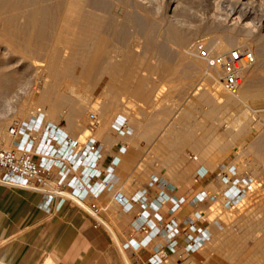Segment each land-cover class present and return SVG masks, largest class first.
<instances>
[{
  "label": "rangeland",
  "instance_id": "1",
  "mask_svg": "<svg viewBox=\"0 0 264 264\" xmlns=\"http://www.w3.org/2000/svg\"><path fill=\"white\" fill-rule=\"evenodd\" d=\"M104 1H106V22H108L105 23V35L107 37L106 46H108L107 48L110 54L114 55L108 58L106 57V64L116 61L121 64L122 69L120 73H116L113 77L112 73L108 70L104 73H97L94 76L96 84L93 90L88 91V89L83 87L79 89L80 93L85 94L89 106L86 109L87 111H85L86 113H84V115L82 114L80 117L78 115L72 119H68L66 116V114H68L67 106H58L56 112L51 114L49 111L51 101L38 100L37 96L40 95V92L43 90V86H41L42 81L38 82L36 73L32 71L34 69L35 60L40 58L45 50H42V53L38 57H33L31 54L24 51L20 44H11L1 40L0 37V61L7 62L10 60L8 62V65L11 64L9 65L11 66L10 68L17 69L21 67L23 73L19 75L16 85L11 88L12 90L6 93L0 92V147H11L17 141L15 137L10 136L7 132L10 125L24 123L38 112L43 113L44 123L52 122L67 126L70 130V134L73 137H78L80 141H84L88 136H94L102 141L101 135L106 132V119H104L100 113V109L97 108L98 104L94 103L95 100L102 101L103 99L104 101V95L106 96L107 103L116 102L120 104L119 109L121 108L123 114L126 112L125 116L132 115L134 119L144 123L150 121V116L153 111H160L165 108L166 105H169L173 110L171 122L176 129L175 132L177 134L179 133V135L183 134L185 140L188 142H192V140L196 138L200 140L199 144L201 145V137H203L201 129L205 119V110L204 103L199 101L200 94L205 91L204 93L206 95L212 98L215 97L214 99L222 104L232 100V110L229 109L230 103L228 102L227 108L222 109L221 118L217 126L220 131L219 135L222 136L224 140L228 138V141H232V146L236 147H229L222 158H219L217 161L212 160V165L209 167L207 166V168L208 172L211 173L217 168V164L219 165L221 162L225 165H227L228 161L234 164L238 171L237 175L243 179L245 183L244 185H240V187H244L241 193L242 199L233 207L227 208L223 206L224 199L217 196V200L214 203H206L207 205L199 206L196 211H204V215L198 219V222L200 224L209 222L213 230L212 239L208 241L202 249V251L206 253L207 259L201 264H237L234 261L238 263L247 262V260L250 259L252 251L256 248L254 243L256 239L264 237V161H262L264 160V155H262V159L257 158L254 151L255 145H257L258 150L264 153V140H262L264 139V94L257 93L260 95L254 97L251 93H248L250 97L248 95H243L240 96V98H236L223 89L220 79H218V83L215 84L218 87L217 89L207 75L208 72L216 70L207 69L206 61L201 59V57L198 59H200V62H203V65H201V67H203L194 68L190 64L191 62L189 59L179 54V48L180 37L187 34L189 31L193 32L190 37L191 41L189 40L187 44V48H191L192 43L197 39H203L205 41L206 38L211 37L213 35V30H220L219 33H223L224 35V32L227 31V27L231 23H234L230 18H228L229 20L225 18L228 14H231L230 17H235L239 14L241 17L246 15L245 17H247V19L245 18L244 21L251 22V34L248 35L249 37H247L246 41L242 28L239 24H236L234 32L238 35L239 40L245 42L242 44L241 42L237 43L234 41L227 48L236 46L249 48L248 43L251 49L255 48L259 43L262 45V48H264V35L261 36L260 32L262 24H264L261 23L264 22V0H251L248 5L244 4L243 6L237 2V0H178L174 8V3H169L171 2L170 0H155L157 2L155 6L151 5V0H140V2L138 0ZM237 9H239V12H236ZM215 12H217L219 16H217V13L215 15ZM175 15L181 19L178 20L180 23L175 18ZM215 17L216 19H214ZM131 18L137 19L139 23H134ZM176 36L177 39L175 38ZM241 37L244 40L240 39ZM207 41L208 39H206V45ZM178 42L179 44H177ZM177 47H179L178 50L175 49ZM209 49L210 48H208V50ZM222 51H225V49L221 50V52ZM253 56L254 58L258 57L254 53ZM258 58L256 60L254 59L255 61L252 63L253 66L247 73H243V70H241L243 84H252V82L253 84L254 82L261 84L264 82V57L261 56L260 58L259 56ZM184 63L187 64L184 65ZM244 74H248V76L244 77ZM183 77L184 81H182ZM120 80L121 82L126 81L127 86L122 88L123 92L120 90L121 93L119 95L115 91V89L118 90V88H115L114 84L119 83ZM36 83L38 84L36 85ZM104 84L106 87H104ZM199 84L202 88L200 87V89H198L199 91L193 94L192 91L195 86ZM109 85L113 86L110 87L114 91ZM135 86L141 87L139 91L143 90L148 92V98L145 99L136 95L134 93V91H136L134 88ZM182 89L186 90L183 91ZM196 94H198V96H196ZM167 95L171 99L170 102L163 100V97ZM150 98L151 100H148ZM203 98H205L204 94ZM89 101L91 102L89 103ZM153 101L156 102L154 103ZM90 105L92 106L90 107ZM117 109L118 108H116V111H119V109ZM93 114L95 115V120L92 118ZM116 118L117 116L108 120V125H112L111 123H113ZM181 121L182 123L185 122L182 124ZM85 126L88 130L83 134L82 129L85 128ZM189 129H191L193 133H191ZM92 130L94 131L92 132ZM242 131H246V137H242L240 134V137L236 138V133ZM259 151L258 153L261 155ZM197 155L199 156L198 159L195 158ZM226 155L228 158H226ZM185 156V160L193 161V158L196 159L199 162L197 163L198 165L206 163L204 153L198 150L191 149V151L189 150L186 152ZM146 161H150L149 156L144 159V164H141L139 169L144 167ZM182 166L183 164L180 166L176 165L175 173L173 175L170 174V177L173 179H171L172 185L177 187L179 194L188 193V195H191L194 193L192 189L197 186L205 187L203 190L209 191L210 193L218 190V185L215 186L216 183H214V185L211 184V179H216L218 176L217 170L216 174L214 172L208 177L205 176L203 178L200 177V172L195 171L194 168L188 170ZM56 173V170H53L51 174L52 181H54ZM146 180L147 179H145V181ZM125 187L131 191L134 186L125 185ZM208 206H210V208ZM108 210H110V208ZM213 219L217 220L215 224ZM106 224L112 229L108 221H106ZM229 234H231V242L234 244L233 247H229V244L226 242L223 243L222 241V244L219 241V238L222 237L223 240H226ZM214 254H217V256L215 257ZM262 259L264 258L257 257L254 259L252 257L248 264H261Z\"/></svg>",
  "mask_w": 264,
  "mask_h": 264
},
{
  "label": "crops",
  "instance_id": "2",
  "mask_svg": "<svg viewBox=\"0 0 264 264\" xmlns=\"http://www.w3.org/2000/svg\"><path fill=\"white\" fill-rule=\"evenodd\" d=\"M134 88V93L143 97L139 91L141 89L137 86ZM141 92L145 93L143 90ZM206 97L207 99L199 97L205 110L201 145L200 140L195 138L188 142L183 134L175 132L171 122L173 110L169 105L160 111H153L150 121L146 123L134 120L132 115L125 116L121 108L116 111L113 107L109 111L106 115V132L101 135L102 141L90 136L99 143L101 154L96 165L101 170L97 181L107 175L105 168L110 165L112 158H118L109 173L111 180L106 183L108 187L96 198V204L100 208L99 217L72 200H63L60 207H56L58 198H52L46 208L42 204L44 195L41 192L0 182V264H149L151 245L163 241V238L154 235L144 247L124 246V242L130 237L137 240L143 237L142 232L135 231L133 227V219L139 212L140 205L134 203L129 210H123L114 200L113 194L118 192L130 199L134 193L145 190L146 202H152L158 195H163L165 201L157 211L163 222L175 219L180 230L184 227L181 221L186 216L191 215L199 206L208 204L189 201L205 187H195L191 195L179 194L170 177L176 171L175 166L181 164L188 170L194 168L199 171L203 178L214 172L216 174V171L208 172L206 163L198 165L199 162L194 158L193 161L185 160L186 152L191 149L204 153L208 160L217 161L229 147H236L232 146V141H228V138L224 140L218 135L220 131L217 126L222 109L227 108L230 103L229 109L232 110V100L222 104L208 95ZM163 100L171 101L168 95ZM116 116L120 120L124 119L125 124L127 122L130 133L120 134L112 125L107 127L108 120ZM50 123L60 127L62 131L66 129L68 135L73 137L67 126ZM148 156L150 161H146L145 168L139 169ZM78 172L77 168L76 173ZM153 176L158 177V182H150ZM125 185L134 186L133 190L129 191ZM182 196L185 201L170 213L168 207L172 199ZM106 221L112 225V229L107 226ZM178 241L183 243L181 235ZM202 249L203 247L190 255H184L180 250L168 253L167 259L160 264H201L207 259Z\"/></svg>",
  "mask_w": 264,
  "mask_h": 264
},
{
  "label": "bare ground",
  "instance_id": "3",
  "mask_svg": "<svg viewBox=\"0 0 264 264\" xmlns=\"http://www.w3.org/2000/svg\"><path fill=\"white\" fill-rule=\"evenodd\" d=\"M138 1L140 2V0H138ZM170 1L171 2H169V3H171V4L174 3V5H173V8H174L177 5L178 0H170ZM150 2H151L152 6H155L157 3L155 0H151ZM237 2H239L243 6L244 4L248 5L251 2V0L250 1L249 0H237ZM141 3H142V1H141ZM181 4H183V3H181ZM238 10L239 9H237L236 12H239ZM110 11H111V9H110ZM216 13L217 12H215V15H216ZM128 15H130V14H128ZM239 15H236L235 17L234 16L230 17L231 14L230 15L228 14L227 16L224 15L225 18H227V20H229L228 18H230L234 23H231L227 27V29L225 28L227 31L224 32L225 33L224 35H223V33L222 34L219 33L220 30L219 31L213 30L212 31L213 35L211 37L206 38V39H208L207 48H210L209 49L210 53L221 52V50H224V49L226 50V48L229 47V45L234 41H236L237 43L241 42L242 44H243V42H245V41L239 40L238 35L235 34L234 29L236 27V24H239V26L242 28V31L245 34L244 39L246 40L247 37H249L248 35L251 34V29H250V25H251L250 23L251 22L250 21H244L245 18L247 19V17H245L246 15L245 16L243 15L244 17H241ZM217 16H219L218 13H217ZM120 17H122V16H120ZM175 18L177 19V21L181 20V19H179V17L177 15H175ZM214 19H216V17ZM131 20H133L134 23H139V21L135 18H131ZM105 23H108V22H106V1H104V0H0V25H1L0 37H1V40L7 41L11 44L12 43L13 44L14 43L20 44L22 49L24 51H26L27 53L31 54L33 57H38L42 53V50H45V52L42 53L41 57L37 58V60H35L34 69L32 71V72L36 73L37 81L38 82L42 81L41 86H43V90L40 92V95H38L37 98L39 101H51V105H50V109H49L51 114L56 112L58 106H67L68 107V114H66V116L68 119H72L73 117L78 116V115H79V117L82 114L84 115V113H86L85 111H87L86 109L89 107L87 104V98H86L85 94L80 93V91H79V89L81 87L88 89V91L93 90V88L96 84V82L94 80V76L97 73H104V72H107V70H108L109 72L112 73V77H113L116 73L121 72L122 68H121V64L119 62L115 61L114 63H107L106 64V57L108 58V57H111L114 55L110 54V52L107 48L108 46H106V43H107L106 38L107 37L105 35L106 34ZM261 23H264V22H261ZM150 28H151V26H150ZM170 29H171V27H170ZM151 31H153V30H151ZM192 32L189 31L187 34L182 35L180 37V48L177 47L175 49L178 50V48H179V50H180L179 54L182 55V57L184 56L185 58L189 59L191 62L190 64L194 68L195 67H196V69L202 68L203 66L201 67V65H203V62H200V59H198L200 57L197 56V54L195 52H193L192 48H190V47L187 48V44L189 43L190 37L192 36ZM221 32H223V31H221ZM260 32H261V36L264 35V24H262ZM171 33H173V32H171ZM175 38L177 39V36ZM206 39H205V43H206ZM240 39H242V37ZM244 39H242V40H244ZM109 40H111V39H109ZM246 43H248V42H246ZM177 44H179V42ZM248 46L250 48L249 43H248ZM227 49H229V48H227ZM250 50H252L253 53L256 54L258 57L259 56H260V58H261V56L264 57V48H262V45L260 43L258 45H256L255 48H252V49L250 48ZM201 59H203V58H201ZM179 60H182V59H179ZM9 61H7V62L6 61H0V92L1 93H6V92L12 90L11 88H13L16 85L17 80L19 79V75L23 74L21 71L22 70L21 67H19L17 69L16 68H13V69L10 68L11 66H9V65H11V64L8 65ZM252 63L249 65L243 66V68H242L243 73H247L249 71V69L253 66ZM186 64L184 63V65H186ZM176 72H178V71H176ZM187 72H189V71H187ZM197 72H199V71H197ZM29 74H31V73H29ZM207 75H208V78L210 79V81L213 82L214 85L216 83H218V79H219V75H220L218 70H216V71L213 70L212 72L210 71L207 73ZM247 76H248V74L247 75L244 74V77H247ZM20 79H21V77H20ZM191 79H193V78H191ZM197 79H199V78H197ZM203 80H204V78H203ZM182 81H184V77H183ZM191 81H193V80H191ZM244 81H245V79H244ZM113 82H114V80H113ZM126 83H127L126 81L121 82V80H120L119 83L114 84L115 88H118V90L115 89L117 94L120 95L122 88H125L127 86ZM198 83H200V82H198ZM255 83H257V82H254V84L252 82L253 85L251 83H247V84L242 83L239 86V88L236 90V92H234L236 94H233V93H231V94L234 95V97H236V98L237 97L240 98V96H243V95L247 96L248 93H251V95L254 97L258 96L260 94H264V84H262L264 82H262L261 84L260 83L255 84ZM37 84L38 83H36V85ZM110 86L111 85H109V87ZM179 86H178V88H179ZM102 87H101V89H102ZM104 87H106L105 84H104ZM111 87H113V86H111ZM137 87L141 88L140 86H137ZM200 87H201L200 84L195 86L194 90L192 91L193 94L197 93L199 91L198 89H200ZM214 89H215V87H214ZM217 89H218V87H217ZM185 90H183V91H185ZM204 92H202V94L198 93V94H200L199 97L200 98L203 97V94H204L205 99H207L206 94ZM140 93L143 97H148V95H149V94H147L148 92L142 93L140 91ZM257 93H260V94H257ZM105 94H106V92H105ZM185 94H187V93H185ZM198 94H196V96H198ZM207 94H208V92H207ZM252 96H251V98H252ZM104 99H105L104 101H103V99H102V101L95 100L94 104H96V103L98 104L97 108L100 109V113L102 114L104 119H106V115L109 113V111L113 107L116 110V106H120V104L118 105V103H116V102L107 103L105 95H104ZM114 100H116V99H114ZM148 100H151V98ZM90 102L91 101H89V103ZM245 104H246V102H245ZM91 106L92 105H90V107ZM118 109H119V107H118ZM122 109H123V107H122ZM121 112H122V110H121ZM125 113L126 112H124V115H125ZM109 116L110 115H108V117ZM182 116H185V115H182ZM126 118H129V117H126ZM184 119H186V118H184ZM116 120H119V121L122 120L123 121L124 119L120 120L117 117ZM28 121H29V119H28ZM28 121H26V122H28ZM72 122H73V120H72ZM126 124H127V122H126ZM126 124L124 121L125 126H126ZM107 127H109V125ZM102 128H103V126H102ZM98 129H100V128H98ZM82 130H83V134H84V132H86L88 129L85 126V128H83ZM189 130H191V129H189ZM63 131L66 132V129H63ZM93 131L94 130H92V132ZM124 134H126V133H124ZM240 134L242 135V137L243 136L246 137V131H242L240 133L237 132L236 137L239 138ZM73 138H75V137H73ZM88 138H90V136L86 137L84 139V141H86ZM75 139H77L79 142L80 147L77 148V150H79V149H81V147H82L81 144L84 141H80L79 138H75ZM262 140H264V139H262ZM254 149H255L254 151L256 153L257 158L262 159V155H264V153H261L258 150L257 145H255ZM258 151L261 153V155L258 153ZM198 157L199 156L197 155L195 158L198 159ZM204 159H205L206 165L208 167L212 165V160H208L205 157H204ZM80 161L82 162V159ZM199 161H201V160H199ZM262 161H264V160H262ZM63 162L65 164L68 163V161L66 159L63 160ZM230 165H234V164L228 163L226 165V169H225V171H227V175L229 177L231 176V172L228 171L227 168ZM218 166L219 165L217 164V168L214 169V171L217 170V173H218ZM82 167L83 166H80L79 170H81ZM95 169H96V171L100 170V169L96 168V166H95ZM53 170L57 171L58 169L54 167ZM235 170H236V173L238 174L236 167H235ZM71 173L72 172H70L68 174V176H67L68 178L70 177ZM124 177H125V175H124ZM211 180H212L211 181L212 185H214V183H216L215 186L218 185V190L212 192V194H214L215 196H218L220 198L225 199V196L223 195V191L227 187H230L231 183L229 184V183L223 182L220 176L219 177L217 176L216 179H211ZM98 182H100V181H98ZM150 182H151V179H150ZM107 187H108V185L106 184V188ZM78 190L81 191L82 188L80 187V188H78ZM114 195H115V193H114ZM239 201H241V200H239ZM195 212L196 211H194L191 215H194ZM99 215L100 214L98 213L97 216L99 217ZM113 234H114V232H113ZM222 238H219L220 239L219 241L221 243L223 241V243L226 242L227 244H229V247L234 246V244L231 242V234L228 235L226 240H223ZM217 241H218V238H217ZM254 243H255L256 248H254V250L252 251V254L250 255V259L252 257L254 259H256L257 257L258 258L259 257L264 258V237H262V238L260 237V238L256 239V241ZM217 246H218V244H217ZM214 256L216 257L217 254L216 255L214 254ZM218 259H216V260H218ZM249 260H247V262H239V263L236 261H234V262L237 264H248L250 262ZM262 263H264V259H262L261 264ZM217 264H219V263H217Z\"/></svg>",
  "mask_w": 264,
  "mask_h": 264
},
{
  "label": "built area",
  "instance_id": "4",
  "mask_svg": "<svg viewBox=\"0 0 264 264\" xmlns=\"http://www.w3.org/2000/svg\"><path fill=\"white\" fill-rule=\"evenodd\" d=\"M191 48L206 61L208 69L219 71L220 83L229 93L236 92L241 85L243 66L254 61L252 51L244 46L210 53L205 41L197 39L192 43ZM92 118L96 119L94 114ZM112 127L120 134L130 132V129L124 125V120L115 119ZM7 132L17 141L11 147H0V182L41 192L44 195L42 204L46 208L49 207L52 198H58L56 207H60L63 200H72L97 216L100 208L96 204V198L106 188V183L111 180L109 173L118 160L117 157L112 158L110 165L105 168L107 175L98 182L101 170L96 171L95 166L101 154L99 143L93 138H88L81 144V149L77 150L80 147L78 140L70 137L54 124L44 123V115L41 112L32 116L28 122L10 125ZM65 159L68 161L66 164L63 162ZM79 166L83 167L76 173ZM54 167L58 170L52 181L51 174ZM225 169L226 165L220 163L217 174L223 182L231 183V186L223 191L225 196L223 206L229 208L241 200L244 187L240 185L245 183L237 175L234 165L227 168L231 172L230 177ZM70 172L72 173L68 178ZM153 182H158V177L153 176L151 183ZM80 187L81 191L78 190ZM144 194L145 190H142L128 199L117 192L113 198L123 210H129L134 203L140 205V210L133 219V227L135 231L142 232L143 237L139 240L130 237L124 242V246L144 247L154 235L163 238V241L151 245L149 264H160L167 259L168 253L178 250L184 255H190L204 247L210 240L212 226L209 222L202 224L198 222V219L204 215L202 210L196 211L194 215L186 216L181 221L184 227L180 230L175 219L163 222L161 214L157 211V208L165 201L163 195H158L152 202H146ZM216 197L209 191L200 190L189 201L214 203ZM184 201L183 196L172 199L168 211L170 213L176 211ZM213 220L215 224L217 220ZM180 235L182 244L178 241Z\"/></svg>",
  "mask_w": 264,
  "mask_h": 264
}]
</instances>
